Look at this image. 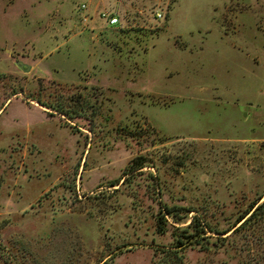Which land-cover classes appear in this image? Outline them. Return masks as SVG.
Returning a JSON list of instances; mask_svg holds the SVG:
<instances>
[{"label": "rangeland", "instance_id": "rangeland-1", "mask_svg": "<svg viewBox=\"0 0 264 264\" xmlns=\"http://www.w3.org/2000/svg\"><path fill=\"white\" fill-rule=\"evenodd\" d=\"M262 196L264 0H0V264H173L161 209L227 231ZM208 236L186 264H264V220Z\"/></svg>", "mask_w": 264, "mask_h": 264}, {"label": "trees", "instance_id": "trees-1", "mask_svg": "<svg viewBox=\"0 0 264 264\" xmlns=\"http://www.w3.org/2000/svg\"><path fill=\"white\" fill-rule=\"evenodd\" d=\"M37 101L42 107L51 110L54 114L57 113L61 117L67 118L69 115L67 111H65V107L61 104H53V103H45L42 100H35ZM149 162L142 158H136L132 161L129 168L126 170L125 176L134 174L146 167L149 166ZM117 181L115 184L111 186H117L122 180ZM160 215H158V228L161 233L168 232V225L169 222L166 219V216L172 217L174 219V223L178 224L179 226H173L175 228V236L177 238V247L176 249H168V257L171 261H173V264H186L184 255H180L181 249H179L181 246H188L193 244V242L196 243H202L204 240L210 241L214 237L208 236V232L217 234L220 237H217L216 243L218 242H226L227 237H223L228 235L230 232L233 231L234 234L242 233L244 230L250 228L251 225L256 224L258 222H261L264 220V196H262L259 200L254 202L249 209L241 215L237 221L235 222L234 226L231 229H228L227 231H212L208 228V226H205L200 219L197 216H194L189 220V216L192 214L193 211L184 209L182 212V215L176 214L174 208L165 207L164 209H161ZM188 219V221H186ZM186 225V226H182ZM178 233V235H177ZM182 236V237H180Z\"/></svg>", "mask_w": 264, "mask_h": 264}, {"label": "built area", "instance_id": "built-area-1", "mask_svg": "<svg viewBox=\"0 0 264 264\" xmlns=\"http://www.w3.org/2000/svg\"><path fill=\"white\" fill-rule=\"evenodd\" d=\"M88 7L83 4L82 5V10H87ZM157 18L158 19H163L164 16L161 12H158L156 14ZM101 18L106 20L111 26H114V25H118L120 23V19L118 17H116V15H114L113 13H107V12H103L101 14ZM88 21V17L86 16L84 19H83V22H87Z\"/></svg>", "mask_w": 264, "mask_h": 264}, {"label": "crops", "instance_id": "crops-1", "mask_svg": "<svg viewBox=\"0 0 264 264\" xmlns=\"http://www.w3.org/2000/svg\"><path fill=\"white\" fill-rule=\"evenodd\" d=\"M97 8H95V10H92V8L91 7H88V9H90V11L92 12V14L93 13H95V11L100 7V2H97ZM115 10V9H114ZM114 14V13H113ZM114 15H116V17H118L119 18V16L117 15V14H114ZM92 18V17H91ZM120 19V18H119ZM92 21L94 20V19H91ZM120 22H121V19H120Z\"/></svg>", "mask_w": 264, "mask_h": 264}, {"label": "water", "instance_id": "water-1", "mask_svg": "<svg viewBox=\"0 0 264 264\" xmlns=\"http://www.w3.org/2000/svg\"><path fill=\"white\" fill-rule=\"evenodd\" d=\"M22 69H24L25 68V65H23V64H20L19 65ZM31 70V67L30 66H28L27 67V69H26V71H30Z\"/></svg>", "mask_w": 264, "mask_h": 264}]
</instances>
